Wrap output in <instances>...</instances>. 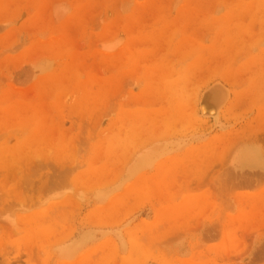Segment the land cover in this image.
Returning a JSON list of instances; mask_svg holds the SVG:
<instances>
[{
  "label": "rangeland",
  "instance_id": "obj_1",
  "mask_svg": "<svg viewBox=\"0 0 264 264\" xmlns=\"http://www.w3.org/2000/svg\"><path fill=\"white\" fill-rule=\"evenodd\" d=\"M0 264H264V0H0Z\"/></svg>",
  "mask_w": 264,
  "mask_h": 264
},
{
  "label": "bare ground",
  "instance_id": "obj_2",
  "mask_svg": "<svg viewBox=\"0 0 264 264\" xmlns=\"http://www.w3.org/2000/svg\"><path fill=\"white\" fill-rule=\"evenodd\" d=\"M222 23V22H221ZM228 44V43H227ZM163 74V73H162ZM160 76V75H159ZM156 77V76H155ZM158 78V77H157ZM164 78V76H163ZM166 78V77H165ZM167 80V79H166ZM153 81V79H152ZM157 81V80H156ZM163 81V80H162ZM165 81V80H164ZM178 81V80H177ZM164 83V82H163ZM168 83V82H167ZM161 84V83H160ZM166 84V83H165ZM169 85V84H168ZM172 86V85H171ZM164 87V86H163ZM175 87V86H174ZM217 88V87H216ZM167 89V88H166ZM168 90V89H167ZM170 91V90H169ZM180 92V91H179ZM162 93V92H161ZM160 94V93H159ZM163 94V93H162ZM221 100V96L219 94V91L215 88H210L207 90L203 97H202V105L203 107H210L216 103H218ZM31 119V118H30ZM124 120V119H123ZM31 144V143H30ZM18 149V148H17ZM15 150V149H14ZM38 150V149H37ZM35 151V150H34ZM36 217V216H35ZM38 222H36L37 224Z\"/></svg>",
  "mask_w": 264,
  "mask_h": 264
}]
</instances>
